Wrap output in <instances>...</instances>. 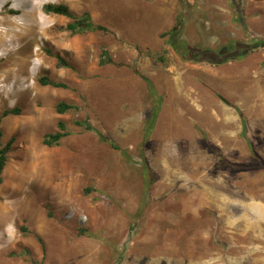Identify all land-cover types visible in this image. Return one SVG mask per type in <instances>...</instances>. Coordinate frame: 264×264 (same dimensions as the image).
Returning <instances> with one entry per match:
<instances>
[{
  "label": "rangeland",
  "instance_id": "rangeland-1",
  "mask_svg": "<svg viewBox=\"0 0 264 264\" xmlns=\"http://www.w3.org/2000/svg\"><path fill=\"white\" fill-rule=\"evenodd\" d=\"M172 29L238 54L183 55ZM254 39L264 0H0V264H264V47L234 45Z\"/></svg>",
  "mask_w": 264,
  "mask_h": 264
},
{
  "label": "trees",
  "instance_id": "trees-1",
  "mask_svg": "<svg viewBox=\"0 0 264 264\" xmlns=\"http://www.w3.org/2000/svg\"><path fill=\"white\" fill-rule=\"evenodd\" d=\"M45 10L46 12L49 13H56V14H62L65 15L67 17H70L73 19V21L71 23H69L67 25V28L72 31V32H80L83 31L85 29H92V30H101V31H106V27H104L101 24H95L93 23V21H91V18L88 14H84L81 17H78L77 15L73 14L69 8L68 5L63 4V3H48L45 5ZM177 30L176 29H172L171 31H169L167 34H169V38H168V43L178 52H180L181 54L185 55L186 53L189 54V47L190 46H184V42H182L179 38H177ZM236 47H244V51L242 53V55H245V53L247 51H250L253 48L256 47H264V39H254L252 40V42H248V43H243V42H236L234 44ZM229 51V50H228ZM106 53V52H104ZM58 59L60 61L63 62V64L65 66H70L64 59H62L61 57H58ZM149 82V81H148ZM43 83L45 84H51L55 87H63L66 88L67 84L63 83V82H56V81H52L48 78H44L43 79ZM151 85V84H150ZM151 88L153 89V86L151 85ZM161 99V97H159ZM160 104V103H159ZM78 107L74 104H70L67 103L65 101H60L57 104V111L59 113H64L70 109H77ZM158 110V109H156ZM20 113V109L19 108H13V109H6L2 116H8L10 114H19ZM157 114L154 117V120L156 118ZM78 124H82L84 125L86 128L92 130L93 127L88 123V122H78ZM153 126V124L150 126V129L148 131H146L145 133V138L147 139L150 134H151V127ZM58 127L59 130H57L56 132L53 133H48L45 135L44 138V143L48 146H55V145H59L61 140L65 137H67L68 135H70V131L67 129L65 123L63 120H60L58 122ZM2 137H3V131L0 128V186L3 183V171L7 165L8 162V153L11 149V146L14 142V137H12L6 144H3L2 141ZM208 144V143H207ZM112 147L116 148V149H120V147L118 145H116L115 143H112ZM253 155L257 158L258 161L261 162V159L258 157V155L252 150ZM221 158H223L221 155H219ZM146 177V176H145ZM156 179L155 176L150 177V179H147L149 182V185H151V183H153V181ZM40 241L43 244V247L45 249L44 246V242L41 238H39Z\"/></svg>",
  "mask_w": 264,
  "mask_h": 264
},
{
  "label": "water",
  "instance_id": "water-1",
  "mask_svg": "<svg viewBox=\"0 0 264 264\" xmlns=\"http://www.w3.org/2000/svg\"><path fill=\"white\" fill-rule=\"evenodd\" d=\"M223 51H225V50L221 49V51L218 52V53H211V54L204 53L203 56L209 55L211 60L215 61L216 63H219V62H222V60H224V59H229L230 57L238 54L237 53L238 51H233V52H229L228 51V52H226V54H224V56H222L223 55Z\"/></svg>",
  "mask_w": 264,
  "mask_h": 264
},
{
  "label": "flooded vegetation",
  "instance_id": "flooded-vegetation-1",
  "mask_svg": "<svg viewBox=\"0 0 264 264\" xmlns=\"http://www.w3.org/2000/svg\"><path fill=\"white\" fill-rule=\"evenodd\" d=\"M188 50H189V54L193 55V56H197L199 54H204V53H202L203 51H201L200 49H198L196 47H193V48L189 47ZM226 52H228V50L223 51V55L222 56H224V54H226Z\"/></svg>",
  "mask_w": 264,
  "mask_h": 264
},
{
  "label": "bare ground",
  "instance_id": "bare-ground-1",
  "mask_svg": "<svg viewBox=\"0 0 264 264\" xmlns=\"http://www.w3.org/2000/svg\"><path fill=\"white\" fill-rule=\"evenodd\" d=\"M27 2V1H26ZM11 25V24H10ZM9 165H10V163H9ZM5 170V169H4ZM6 171V170H5ZM8 173V172H7Z\"/></svg>",
  "mask_w": 264,
  "mask_h": 264
}]
</instances>
